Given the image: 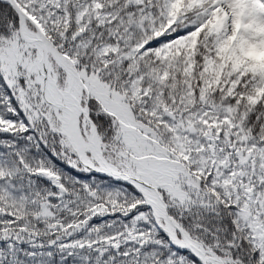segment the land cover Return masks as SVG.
<instances>
[{"label":"snow or ice","instance_id":"6c2138e0","mask_svg":"<svg viewBox=\"0 0 264 264\" xmlns=\"http://www.w3.org/2000/svg\"><path fill=\"white\" fill-rule=\"evenodd\" d=\"M0 264H264V0H0Z\"/></svg>","mask_w":264,"mask_h":264}]
</instances>
